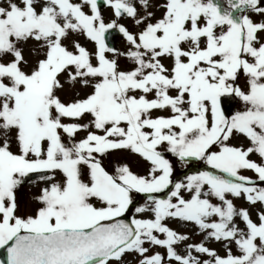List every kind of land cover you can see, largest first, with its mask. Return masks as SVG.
<instances>
[{"label": "snow or ice", "instance_id": "6c2138e0", "mask_svg": "<svg viewBox=\"0 0 264 264\" xmlns=\"http://www.w3.org/2000/svg\"><path fill=\"white\" fill-rule=\"evenodd\" d=\"M0 249L264 264V0H0Z\"/></svg>", "mask_w": 264, "mask_h": 264}, {"label": "rangeland", "instance_id": "374dc122", "mask_svg": "<svg viewBox=\"0 0 264 264\" xmlns=\"http://www.w3.org/2000/svg\"><path fill=\"white\" fill-rule=\"evenodd\" d=\"M105 14L107 15V13H105ZM117 47H121V48L123 47V44H122L121 41H118V43H117ZM236 107H237V109H238V108H239V105H237ZM160 114H162V115H166V113H160ZM236 143H237V145H239L240 143H245V144H246L247 142H246V141H242V140H238V141H236ZM169 158L172 160V162L174 163V165H175V167H176V169H177V171H176V172H177V175L174 176V179L177 178V177H179V178L182 179L183 176H182L181 174H182V173H185L187 167L189 168V166H187L186 168H185V167H181L180 164H179V162L176 161L175 158L170 157V155H169ZM251 158H252L253 160L257 161L258 163L260 162V161H259V158L256 157V156H253V157H251ZM114 159H115V158H114ZM129 162H130V163L132 162L131 159L129 160ZM198 165H199V167L202 168L201 171H203V170H210V169L207 168L206 165H203L202 162H198ZM134 170H136V171H140L141 173L143 172V168L136 169V168L134 167ZM179 173H180V174H179ZM243 174L246 175V176H248V177H250V178L255 179L254 173H252L251 171H245V172H243ZM38 187H39L38 185L34 187V186H32L31 184L28 185L27 187H24L23 195H24V199L27 201V204H28L27 211H28L29 214L31 213V208H32V202H31V200H30V197L38 191ZM157 195H158L159 198H166V197H165V194H157ZM135 200H136L138 203H140V204H143V203L145 202L144 199H140L139 195H136ZM236 203H237L238 205H244V202H243V201H237ZM244 206H246V205H244ZM252 218H253V220H256L255 212L252 213ZM174 227H175V226H174ZM194 240H195V241H198V240H199V237H194ZM210 246H211V247H216L215 245H210ZM219 254H220V255H224L223 250H220Z\"/></svg>", "mask_w": 264, "mask_h": 264}, {"label": "water", "instance_id": "95a60500", "mask_svg": "<svg viewBox=\"0 0 264 264\" xmlns=\"http://www.w3.org/2000/svg\"><path fill=\"white\" fill-rule=\"evenodd\" d=\"M114 44H115V42H114ZM0 257H1L2 261L6 259V253L3 249L0 250Z\"/></svg>", "mask_w": 264, "mask_h": 264}]
</instances>
